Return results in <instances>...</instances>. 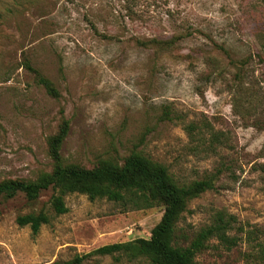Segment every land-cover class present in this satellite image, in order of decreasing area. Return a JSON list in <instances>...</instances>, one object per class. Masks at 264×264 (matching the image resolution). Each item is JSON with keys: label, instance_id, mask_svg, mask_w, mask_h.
Listing matches in <instances>:
<instances>
[{"label": "rangeland", "instance_id": "rangeland-1", "mask_svg": "<svg viewBox=\"0 0 264 264\" xmlns=\"http://www.w3.org/2000/svg\"><path fill=\"white\" fill-rule=\"evenodd\" d=\"M63 119L64 163L122 162L137 150L179 183L214 175L177 226L191 237L221 212L228 240L211 238L195 264H264V0H0V181L50 171L48 138ZM52 193L0 197V264L62 263L147 238L163 210L75 192L56 215ZM39 211L49 222L37 234L17 224Z\"/></svg>", "mask_w": 264, "mask_h": 264}, {"label": "trees", "instance_id": "trees-1", "mask_svg": "<svg viewBox=\"0 0 264 264\" xmlns=\"http://www.w3.org/2000/svg\"><path fill=\"white\" fill-rule=\"evenodd\" d=\"M41 82L49 93L58 94L48 78L42 77ZM185 128L193 135L197 126L191 123ZM67 130L68 121L63 119L57 132L48 138L51 170L40 173L34 180L0 181V197L22 192L28 201H34L42 190L51 188L50 206L56 215L67 211L64 196L75 192L85 194L90 200L106 199L117 203L124 211L154 206H161L163 210L147 238L104 244L84 256L51 264H80L88 255L111 256L115 260L145 258L148 264H195L196 255L208 246L211 238L228 240L226 231L230 221L221 212L211 224L201 227L191 237L177 226L187 202L213 188L214 175L187 184L179 183L165 164L137 150L129 152L122 162L100 159L91 167L64 163L60 146ZM16 222L20 226L28 225L35 235L49 222V216L44 211L29 212L19 215Z\"/></svg>", "mask_w": 264, "mask_h": 264}]
</instances>
